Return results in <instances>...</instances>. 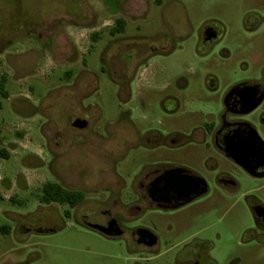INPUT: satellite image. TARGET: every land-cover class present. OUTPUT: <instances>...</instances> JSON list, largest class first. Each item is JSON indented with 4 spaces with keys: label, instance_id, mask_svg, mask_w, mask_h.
<instances>
[{
    "label": "rangeland",
    "instance_id": "374dc122",
    "mask_svg": "<svg viewBox=\"0 0 264 264\" xmlns=\"http://www.w3.org/2000/svg\"><path fill=\"white\" fill-rule=\"evenodd\" d=\"M252 13H264V0H0V79L6 76L8 92L0 96V264H188L184 250L203 243L212 264H264V235L255 246L247 230L250 206L264 207V178L232 163L225 172L237 189L211 193L193 215L188 208L176 216L152 211L142 217L140 225L157 239L147 251L84 231L64 219L62 208H40L36 201L51 176L69 185L78 172L94 174L107 161L127 182L143 159L129 146L128 124L135 120L141 131L149 126L129 113L136 104L105 72L115 50H129L109 37L115 20L124 21L118 37L128 38L125 43L157 50L143 76L168 84L186 79L187 112L164 122L189 130L208 117L216 121L232 86L262 79L264 21L253 15L245 21ZM257 23L253 33L245 30ZM205 26L216 27L219 36L202 55L198 37ZM206 77L214 80V93ZM138 95L157 113L158 93ZM74 117L87 121L86 131L70 128ZM55 216L61 221L54 232H37L44 228L41 218ZM20 226L30 229L24 233Z\"/></svg>",
    "mask_w": 264,
    "mask_h": 264
},
{
    "label": "flooded vegetation",
    "instance_id": "af4514ba",
    "mask_svg": "<svg viewBox=\"0 0 264 264\" xmlns=\"http://www.w3.org/2000/svg\"><path fill=\"white\" fill-rule=\"evenodd\" d=\"M252 15L258 23L264 21V13L247 14L245 21L249 22ZM258 23L251 28L245 26V30L253 33ZM119 34L109 32V37L122 42L116 44L117 47L122 45L129 50H115L110 63L107 61L105 64V72L112 82L117 83L125 98L136 104L129 113H137V119L149 126L141 131L135 120H130L128 124L129 146L141 150L143 159L141 162L137 160L139 167L127 182L115 173L114 166L107 161H103L105 167L94 174L84 171L78 176V172L69 185L65 184L66 178L51 176L38 188L36 201L40 208H62L64 219L84 231L147 251L155 247L157 239L140 225L142 217L152 211L172 216L188 208L190 212L197 203L221 188L237 189L236 181L225 172L226 163L234 164L252 178H264V123H261L264 116V75L261 80L232 86L224 95L223 108L216 121L208 117L206 122L189 130L168 129L164 119L187 112L189 103L183 94L188 82L177 77L168 84L155 75L143 76V72L148 71L149 58L157 50L153 47L138 49L130 42L125 43L128 38L118 37ZM218 36L219 31L214 26H205L201 30L198 48L202 55L210 53ZM204 58L206 56L200 59ZM204 81L208 92L214 93V80L206 77ZM141 90H151L160 95L152 107L157 113L148 110V104L138 95ZM70 128L84 132L88 123L82 117H74L70 120ZM195 150L198 153L196 157ZM185 153L189 158L183 156ZM233 158L244 163L250 174ZM47 183L57 184L71 195L63 202L43 203L40 191ZM49 191L58 192L55 189ZM188 199L192 200L186 202ZM250 213L253 226L247 230L255 237L252 243L259 246V238L264 235V207L256 203L250 206ZM190 214L193 215V212ZM60 219L59 216L41 218L39 222L44 221V228H38L37 232H54L53 226ZM29 229L19 227L24 233ZM206 245L203 243L184 250L190 259L188 264H212L206 255Z\"/></svg>",
    "mask_w": 264,
    "mask_h": 264
},
{
    "label": "trees",
    "instance_id": "16d2710c",
    "mask_svg": "<svg viewBox=\"0 0 264 264\" xmlns=\"http://www.w3.org/2000/svg\"><path fill=\"white\" fill-rule=\"evenodd\" d=\"M124 31V21L122 19H117L114 22V25L109 29L110 34H117L122 33ZM93 42H96L98 40V34L95 33L91 37ZM7 79L6 76H3L0 79V96L2 98H8V92L5 89V83ZM1 156H5L4 152H0ZM50 190H57L58 192L49 191ZM71 194L63 190L59 185L54 183H47L40 191V200L43 203H52V202H63L65 199H67Z\"/></svg>",
    "mask_w": 264,
    "mask_h": 264
},
{
    "label": "water",
    "instance_id": "95a60500",
    "mask_svg": "<svg viewBox=\"0 0 264 264\" xmlns=\"http://www.w3.org/2000/svg\"><path fill=\"white\" fill-rule=\"evenodd\" d=\"M233 160H234V162H235L237 165H239L242 169H244L247 173L250 174L251 171L245 166L244 163H242L241 161H239V160H237V159H235V158H233ZM190 200H192V199H188V201H186V202H189Z\"/></svg>",
    "mask_w": 264,
    "mask_h": 264
},
{
    "label": "crops",
    "instance_id": "0c3cea01",
    "mask_svg": "<svg viewBox=\"0 0 264 264\" xmlns=\"http://www.w3.org/2000/svg\"><path fill=\"white\" fill-rule=\"evenodd\" d=\"M197 139V138H196Z\"/></svg>",
    "mask_w": 264,
    "mask_h": 264
}]
</instances>
